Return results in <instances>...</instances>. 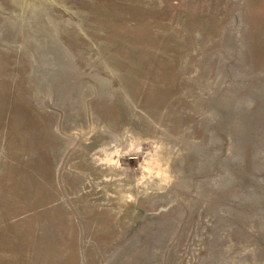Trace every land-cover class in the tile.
<instances>
[{
	"label": "rangeland",
	"instance_id": "374dc122",
	"mask_svg": "<svg viewBox=\"0 0 264 264\" xmlns=\"http://www.w3.org/2000/svg\"><path fill=\"white\" fill-rule=\"evenodd\" d=\"M0 264H264V0H0Z\"/></svg>",
	"mask_w": 264,
	"mask_h": 264
}]
</instances>
